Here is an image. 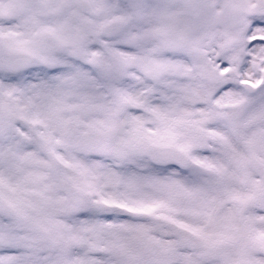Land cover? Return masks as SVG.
<instances>
[{
  "label": "rangeland",
  "instance_id": "rangeland-1",
  "mask_svg": "<svg viewBox=\"0 0 264 264\" xmlns=\"http://www.w3.org/2000/svg\"><path fill=\"white\" fill-rule=\"evenodd\" d=\"M112 19L124 23L116 34L105 31ZM249 21L263 39L264 0H93L90 9L78 0H0V264H134L153 251L165 264H264V214L251 219L254 246L239 241L244 201L209 223L203 218L222 197L208 188L210 177L154 165L146 152L189 145L202 120L214 125L228 112L209 105L217 62H240ZM3 50L32 51L33 66L9 68ZM251 57L246 76L256 77L264 45ZM261 99L250 92L253 105ZM192 109L206 112L189 119ZM97 130L105 133L100 154L67 138ZM61 179L154 207L158 217L138 216L140 207L121 218L124 211L101 208L92 195L82 204ZM226 220L237 222L227 241L219 236Z\"/></svg>",
  "mask_w": 264,
  "mask_h": 264
},
{
  "label": "flooded vegetation",
  "instance_id": "flooded-vegetation-1",
  "mask_svg": "<svg viewBox=\"0 0 264 264\" xmlns=\"http://www.w3.org/2000/svg\"><path fill=\"white\" fill-rule=\"evenodd\" d=\"M249 92V89L234 84L232 98L234 101L236 98L239 99L238 94L241 93L243 102L233 104L228 112H223L221 118H217V124L212 125L202 120L203 127L212 133L215 132L214 155L218 168L207 171L201 170V166L198 165L197 172L200 176L207 174L214 176L212 190L234 193L230 200L228 195L218 192L222 197L219 198L220 204L215 217L220 219H223L227 209H233L235 204L242 201L247 204L244 214L249 217L250 211L253 212L254 198L264 193V87L261 89L263 104L260 108L249 104ZM195 115L197 114L187 112L189 119H201L199 115L197 117ZM185 147L188 155L202 160L205 153L201 147H193L191 143ZM230 201L238 202L231 206Z\"/></svg>",
  "mask_w": 264,
  "mask_h": 264
},
{
  "label": "water",
  "instance_id": "water-1",
  "mask_svg": "<svg viewBox=\"0 0 264 264\" xmlns=\"http://www.w3.org/2000/svg\"><path fill=\"white\" fill-rule=\"evenodd\" d=\"M119 29V24L118 23H113L111 26H110V31L111 32H116L117 30ZM10 58L13 59V58H20V59H23L24 61L28 60V56L27 54H24V53H10ZM154 153L159 157V159H162L163 158V155L166 156L167 152L166 151H161V150H155L153 149Z\"/></svg>",
  "mask_w": 264,
  "mask_h": 264
},
{
  "label": "bare ground",
  "instance_id": "bare-ground-1",
  "mask_svg": "<svg viewBox=\"0 0 264 264\" xmlns=\"http://www.w3.org/2000/svg\"><path fill=\"white\" fill-rule=\"evenodd\" d=\"M192 111H194V109H192ZM132 112V111H131ZM156 113H158V112H156ZM181 176H182V178H183V175L182 174H180Z\"/></svg>",
  "mask_w": 264,
  "mask_h": 264
}]
</instances>
